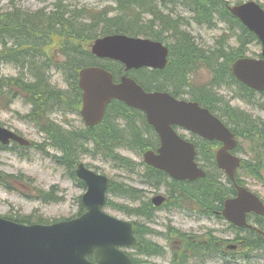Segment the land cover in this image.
<instances>
[{
  "label": "water",
  "instance_id": "obj_1",
  "mask_svg": "<svg viewBox=\"0 0 264 264\" xmlns=\"http://www.w3.org/2000/svg\"><path fill=\"white\" fill-rule=\"evenodd\" d=\"M244 25L255 32L264 46V10L256 2H248L230 9ZM93 54L110 58L126 65L127 69H164L168 63L169 50L162 43L143 38L114 35L99 39L92 47ZM264 56V49H263ZM233 74L246 85L264 91V58L261 61L242 59L233 65ZM81 87L85 90L83 115L88 125H95L104 116L106 106L117 98L129 106L147 113L150 124L161 133L164 145L161 155L149 152L147 162L170 173L179 180L196 179L204 174L194 168L184 170L179 156L170 155L171 150L185 146L173 142L170 126L194 124V108L179 102L167 93H146L135 81L123 78L120 85L103 69L88 68L81 72ZM195 107V106H194ZM192 113H188L189 109ZM199 132L203 135L205 130ZM1 130L0 134H6ZM224 138L227 133L219 129L214 136ZM13 137V136H12ZM223 155L219 156L223 165ZM193 161V155L191 156ZM96 187H90L84 202L89 212L72 223L54 227H24L0 219V264H93L87 256L96 253L99 264H133L131 259L119 251V246L136 245L135 227L131 223L116 220L101 212L104 190L108 183L86 172ZM227 208L235 215L237 224L243 225L248 211L261 212L259 200L240 189L239 198L229 201ZM231 218V215H227Z\"/></svg>",
  "mask_w": 264,
  "mask_h": 264
},
{
  "label": "trees",
  "instance_id": "obj_2",
  "mask_svg": "<svg viewBox=\"0 0 264 264\" xmlns=\"http://www.w3.org/2000/svg\"><path fill=\"white\" fill-rule=\"evenodd\" d=\"M117 3L116 13L114 16H111L115 10L109 9L108 11H95L92 12L90 10H79L74 13H70L66 15L64 12H60L59 10L48 17V21L41 23L37 22L36 25L34 19L27 18L25 14L22 13L21 10L9 12L5 14V17L0 20V40H15L16 45L1 53L3 58L8 59L11 58L13 52L17 54L18 51L15 49H27L29 48L30 52L35 53V55L40 56V50L42 44L39 46L36 38L42 37L40 40H46L47 49L54 47L60 44L59 53L63 58V63H60V68L63 67L68 70H73L74 73H78V71L85 67L88 64H91L92 59L95 60V57L90 53V44L97 38L99 35H108L113 33H124L130 36L136 37H149L155 40H164L165 37L170 38H179L181 40H171L173 45L171 46L172 53V72L171 70L168 73H172V79L169 78V74L162 72H154V75H160L159 78H166L167 84L165 82H161L159 86H181L185 82L186 70L192 69L195 64L201 59L206 62L207 66H202L208 68L209 66L214 67V63L217 62V59H221L218 57L219 46L213 49V51L208 52L201 49L191 38V35L188 31L184 30L182 27V20L177 18H172L171 15H166L161 9L160 5L155 2V0H115ZM180 1L184 8L193 13L194 19L199 24H207L212 25L216 16H218L219 21L230 24V27L235 30V27H240L244 30L246 34V40H257V37L252 33L248 32L244 29L238 20L234 18L229 11L227 10L228 3L226 0H164V2H168L166 4L173 5L171 11H175L177 7V3ZM60 14L62 15L60 17ZM73 14L71 17H69ZM143 15H147L150 17L149 20L144 21ZM33 39V40H30ZM238 40H244L240 35L238 36ZM33 42L30 46L26 43ZM244 45V44H243ZM242 48V46H241ZM238 57L243 56L242 50L239 49L234 51ZM20 59L23 61H28L27 56L24 55V50L19 52ZM184 54V56H183ZM223 54H228V52H223ZM232 54V53H229ZM231 56V55H230ZM224 55L223 60L226 59ZM30 60V59H29ZM49 62L52 60L50 58L47 59ZM96 61V60H95ZM52 63V62H51ZM98 63V62H97ZM96 63V64H97ZM199 63V62H198ZM184 64H187L184 67ZM191 66L189 67V65ZM32 66H35L34 61ZM37 66V65H36ZM170 66V65H169ZM224 69L219 70V78L220 72L224 76L225 71L227 70L226 64L222 66ZM217 68V67H216ZM230 69V68H229ZM161 73V74H160ZM78 75V74H77ZM77 75L73 74L71 78H69L68 82L71 88L74 90L71 93L64 91H57L55 88L46 84V87L42 86L44 90L42 94L35 93V88H38L40 85L37 82V86H32V90H34L35 96L40 97L41 100L39 103H36L34 114L38 116L40 120L41 127L46 131L48 135V141L52 147L55 149H59L63 153V159L66 161V165L70 168L75 166L74 159L77 148L76 145H72V142H78L79 140H83L84 138L87 140L85 142V146L87 144H91L92 142L100 147L106 146V142L104 140L105 136H110L112 140H106L107 142L112 143V148L114 146H127V148H137L140 146L143 150L148 146L149 140H142L143 133L141 132L143 127H141V120L143 121V116L134 110L128 109L124 105L120 103H114L108 112V116L106 118L105 123L98 128L97 131L89 134H78L75 140L71 139V134L60 133L52 122H50V108L54 109L57 105H61L58 109L64 110H74L77 111L80 105V92L77 87ZM169 78V80H168ZM226 77L224 76V78ZM227 80V79H226ZM17 85L20 82L19 80L15 81ZM152 84V85H153ZM21 86V85H20ZM23 87V86H22ZM71 89V90H72ZM163 89V87H162ZM56 93V98L52 97L54 93ZM33 102V100H31ZM47 101V104H45ZM51 104V102H53ZM57 101V102H56ZM47 110L46 118H42V112ZM131 115H136L138 117H142L141 120H134ZM114 121H123L127 127H134L135 131L131 137H126L121 134V131L118 129V124L115 125ZM144 122V121H143ZM104 128V130H103ZM103 130V134L101 133L99 136L95 134L99 133ZM118 130V133L115 132ZM139 138L142 140V143L136 142V139ZM79 145V144H78ZM77 145V146H78ZM139 148V147H138ZM75 149V151L73 150ZM81 149V147L79 148ZM87 151V150H86ZM71 153L73 155H71ZM113 156V155H112ZM74 157V158H73ZM114 157V156H113ZM117 161L120 163L130 164L128 160L124 158H120L119 156L115 157ZM155 180L157 177L155 176ZM162 178H159L161 180ZM3 182L2 177L0 176V184ZM181 196L184 195L185 189L184 185H179ZM199 191L207 192L211 190L208 187H204V184H199L197 187ZM112 190H117L124 194L127 190L125 187L121 186H113ZM209 194V193H208ZM205 195V194H204ZM202 194H197L198 202L202 204L203 201ZM138 200V199H137ZM136 201V200H135ZM202 201V202H201ZM149 207V205H147ZM125 213L129 215L138 216L140 208H131L123 210ZM22 223H26L25 221H19ZM140 226L137 225V235L140 234ZM148 230L144 229L143 233H146ZM243 239V238H241ZM248 243H251V246H258L264 244V241L258 235L251 237H245ZM145 244V242H144ZM146 251L152 254H157L158 252L163 253L162 249H160L155 244L145 245ZM202 246H197L196 244L189 242L188 243V251H201ZM178 264H188L187 260L184 258L176 259Z\"/></svg>",
  "mask_w": 264,
  "mask_h": 264
},
{
  "label": "rangeland",
  "instance_id": "obj_3",
  "mask_svg": "<svg viewBox=\"0 0 264 264\" xmlns=\"http://www.w3.org/2000/svg\"><path fill=\"white\" fill-rule=\"evenodd\" d=\"M231 3L235 4L238 2H247L251 0H229ZM259 2L261 5L264 6V0H254ZM16 3L18 9L22 11H28L32 14V17H35L36 14L33 13V11H38L42 8H45L46 6H53L54 9H56L58 6H62L65 11H67V3H72L73 5L82 7V8H96L99 9L106 4H108V0H0V10L8 11L10 3ZM112 7L115 10L113 13H111L112 16L115 15L116 7L117 5L112 1ZM183 7H179L178 14L181 15V9ZM112 9V10H113ZM15 10V9H14ZM16 11V10H15ZM182 16V15H181ZM144 21H147L150 19V17L145 16ZM189 26L184 27L183 29H188ZM227 31V28L224 27V25H220L219 27L215 29H208L206 27H200L198 25H191V32L192 34L199 40V42L205 46L211 47L216 39H218L221 35H223ZM42 37L36 38L34 40H37L39 46L43 43H45V40H40ZM33 40V39H30ZM4 41L8 42V44H12L10 47L14 45L15 40H0L2 49ZM171 42V41H170ZM33 42L26 43L30 46ZM47 46V44L45 45ZM250 56H255L256 54H260L262 51L261 45L256 43L254 46L250 47ZM2 52V50L0 51ZM5 52V51H4ZM21 55V54H20ZM24 55L27 56L28 61L27 63V69L24 71L22 68H25V66H22V68L16 67V64L9 63L8 61L3 60V56H0V80H7L13 76H17L19 73L24 72V75H21L27 82H32L36 75L37 81H39V84H48L51 83L53 86H55L57 89H60L58 86H63V77L59 74H57L56 71L61 70L67 77L71 78L74 74L73 70H68L65 68L64 64L63 67L60 69L57 66L49 65L47 66L45 63L47 59H44L42 57H38L35 55V53L30 52L29 48L24 50ZM22 56V55H21ZM184 56V54H183ZM30 59V60H29ZM34 61L35 66H32ZM62 62H56L55 64H60ZM37 65V67H36ZM187 64H184V67H186ZM189 65V64H188ZM187 68V67H186ZM30 70L32 71L30 73ZM22 74V73H21ZM148 75V73H141L139 76H137L138 79L140 77L142 79L145 78V76ZM172 73L169 74V78L172 79ZM210 75L207 72H200L198 75H195L194 79L199 84H207L210 79ZM44 79V83L40 82L41 79ZM168 78V80H169ZM164 81H167L166 78H163ZM35 81V80H34ZM145 83L150 82V77H146L144 79ZM4 83V82H3ZM6 84V83H4ZM9 86L12 85V83L9 82ZM58 85V86H57ZM154 85V84H153ZM70 87H65L61 90L68 91ZM13 106L12 110L8 107V109H4L2 100L0 98V124L7 128H12L20 133H22L25 137H27L30 140H34L38 143H43L44 138L37 134L33 127L25 125L20 121V116H27L30 113L31 106L26 102V100L23 97L20 98H13L12 99ZM238 106H242L241 102L236 103ZM64 112H58L55 111L50 115V119L60 122L63 125V130L65 132H68V126L71 124L74 128L84 129V123L80 115L75 114H68ZM257 116H260L262 119H264V113L258 112ZM114 124H118V129L121 131V134L123 136L131 137L133 135V132L135 131L134 127L130 125V127H127L125 125V122L123 121H114ZM116 133H118V130H115ZM143 132V138L144 139H152V135L150 132H146L142 130ZM96 136H99L100 133L95 134ZM83 140H79L77 143L78 146H75L77 149L81 147L80 153L75 156L76 159H74V163L80 162L83 160L86 164H92L95 166H98L99 170L111 178L117 180L120 179L121 174L129 176L127 173H130L136 169V166H129L126 163H118L113 158L108 157V155H105L104 153H100L99 151L96 153H93L96 150L95 143L92 142L91 144H87L85 146V140L84 138H81ZM112 140L110 136H105L104 140ZM106 142L107 147V153L110 154V150H112V143ZM136 142L142 143V140L137 138ZM125 148H114V153L116 155H119L121 157H125L132 161V164L134 161L132 160V157H127V155L130 154L132 156H137L140 153V146H137V148H130L127 149V146H124ZM139 147V148H138ZM50 150H53L55 152H58L63 156L62 151L59 149H54L51 147H47ZM87 150V151H86ZM52 151V152H53ZM90 151V153H89ZM23 152L24 155H27L26 157L19 156V154H9V153H2L0 152V171L15 175V173H22L25 174L28 177H31L32 180L38 185L39 188L44 190H49L50 188H55L58 190L60 188L63 190L65 196H61L60 202H54V203H39L36 202L31 198H25V195H22L20 191H5L0 189V216H14L16 213L22 215V216H29L33 212L35 216L32 218L34 219H59V218H67L75 215L78 212V200L80 196L82 195V192L80 189H77L69 180L66 179V174L64 173L63 169L60 167H57L54 165L50 160L43 158L42 155L37 153V150L35 149H27ZM99 160V161H98ZM102 160L112 161L116 164V167L118 170L113 169L108 163L102 162ZM135 164V163H134ZM131 165V164H130ZM136 165V164H135ZM117 178V179H116ZM127 178V177H126ZM118 181V180H117ZM128 183L136 186L137 188H141L140 185L137 183H131L127 181ZM58 186V187H54ZM254 189L257 190L263 197H264V185H253ZM152 191L149 193V197H152ZM36 210H39V212H35ZM107 212L117 218L133 221V218L127 217L118 211H112L110 209L107 210ZM147 214V213H146ZM144 215V217L148 220H152L153 217ZM183 213H175L173 215L169 214L166 216L165 212L159 213V225L156 226L155 230L157 232L165 233V224H171L174 228L181 230L182 232H189L192 233L195 237L199 239H203L204 233L206 231V237L207 239H210V236L208 233L212 231L215 234L213 235V238H224L225 236L219 235V227L218 224H213L210 222H196L193 219H190L189 217L182 215ZM135 220V219H134ZM146 236V235H145ZM144 236V239L153 243H157L163 250L164 254L167 252V260L163 261L161 259H154V262L156 264H172V256H174V253L176 250L179 249V245L175 239H173V248L171 249L172 243L169 244L168 241L165 239L166 237L152 233L148 237ZM215 236V237H214ZM218 236V237H217ZM218 239H215V243ZM195 242V241H194ZM198 244V243H196ZM166 248H164V247ZM205 247V246H203ZM131 253H135V251L130 250ZM262 252V251H260ZM147 253V252H146ZM259 254H251V260L250 262H246L245 260H235L232 261L233 263L230 264H262L260 262L254 261V256H257ZM264 255V253H262ZM146 256V255H145ZM147 258H153L156 256H146ZM194 259H198L201 257H194ZM190 258L186 259L188 264H192V261L189 260ZM207 264H225L222 261L220 262H210Z\"/></svg>",
  "mask_w": 264,
  "mask_h": 264
},
{
  "label": "flooded vegetation",
  "instance_id": "obj_4",
  "mask_svg": "<svg viewBox=\"0 0 264 264\" xmlns=\"http://www.w3.org/2000/svg\"><path fill=\"white\" fill-rule=\"evenodd\" d=\"M190 66L191 64L189 65V67ZM197 66L198 64L196 63L194 66L195 69L186 70L185 82L181 86L170 85L171 89H173L171 90V92L188 95L187 98L190 99V101L201 103L202 105H200L203 108L209 109L211 113H213L218 119H220L222 123L226 125L235 135V139L238 142L237 147L230 151L231 155L241 158V166L238 171L241 172V170L254 169V167L249 164V151L243 148V140H245L244 138L249 137L250 134L264 135V124L262 122V118L260 116H257L258 112L264 113V102L253 98L252 96L248 95L249 93H242L243 90H241V87L239 85H230L228 80L219 78V61H217V68L209 70V72L215 79L214 85H204L199 88L191 86L188 80L189 77L196 70H198L196 68ZM160 81L164 82V79H161ZM218 81L219 84H217ZM35 93L42 94V91H35ZM239 94H245L244 99H242L241 101V108L236 107L234 105L236 101L231 100L237 97ZM175 130L185 141L194 146L196 151L195 160L197 165L204 172L210 173V180L212 182H217V178L214 176V173L219 174L220 170L217 163V158L219 151L224 148L225 144L222 141H219V139L203 138L200 135L192 132L191 130H184L178 127H175ZM72 145L77 146L78 143L72 142ZM150 147H152V145ZM159 147L160 143L158 145V148ZM73 150L75 151V149ZM80 151L81 150L78 148L76 150V154L73 155L71 153V155L77 156ZM154 178L155 175H153L152 173H147L142 177V182L145 185H152L156 181ZM200 193L203 195L201 199L208 203V205H215L217 201V207H219V197L226 194V189H219L218 191L209 190V194L207 192L198 191L195 193V195ZM224 205L225 200L220 206V212L219 208L214 210L213 212L217 215L220 214L219 230L222 232V234H228L232 236V238H228L227 241L223 240L221 243L229 244V247L237 252L241 248L250 251L254 248L264 249V245L252 247L251 243L249 244L246 239H241L242 236L239 237V235H242L243 233H251L264 236V232L260 230L264 229V216L250 214L247 219V226H244V228H238L237 226L225 220L223 216V211L225 208ZM149 208L152 209L151 206H149ZM233 232H235V234H233ZM149 233L151 232L148 230L146 233H143V235L145 236ZM146 236L148 237L149 235Z\"/></svg>",
  "mask_w": 264,
  "mask_h": 264
},
{
  "label": "bare ground",
  "instance_id": "obj_5",
  "mask_svg": "<svg viewBox=\"0 0 264 264\" xmlns=\"http://www.w3.org/2000/svg\"><path fill=\"white\" fill-rule=\"evenodd\" d=\"M114 1V3L117 5V3H116V1L115 0H113ZM155 2H157V4L158 5H160V7H161V9L163 10V12L166 14V15H171L172 16V18H177V19H179V20H182V22H183V24H182V27L184 28V27H187V26H189V23H188V21H186L185 19H184V17L183 16H181V15H179L178 14V9H179V7H184V5H182V3L180 2V1H178V3H177V7H176V9H175V11H171V8L173 7V5H171V4H169V5H167L166 6V4L168 3V2H164V0H155ZM9 11L10 12H13L14 11V9L17 11V10H20V9H18V7H17V4L16 3H13V2H11L10 3V5H9ZM117 8V7H116ZM110 9H113V7H111ZM60 11V12H64V13H66L67 14V11H65L64 9H63V7L62 6H58L56 9H55V11L57 12V11ZM81 10H88V8H82ZM114 10V9H113ZM22 11V10H21ZM9 13V12H8ZM22 13L23 14H25V16L27 17V18H32V14L30 13V12H28V11H22ZM6 14V13H5ZM73 14H71L69 17H71ZM112 16V15H111ZM145 16H147V15H143V19L145 18ZM37 17V16H36ZM185 30V29H184ZM192 38V37H191ZM173 39H176V40H181V39H179V38H170V37H165V39L164 40H168V42L170 43V45L172 46L173 45V43H171L170 41L171 40H173ZM193 39V38H192ZM46 41V40H45ZM12 45V44H11ZM10 44H8V42H6V41H4V43H3V46H2V52H0V56H2L1 55V53H3L4 51H6V50H8V49H11V48H13L15 45H16V43H14V45L12 46V47H10L11 46ZM45 45H46V43H43L42 44V47H41V50H40V56H38V57H42L43 58V60L44 59H46L43 55H42V51L46 48L45 47ZM222 51V53H220L219 52V55H218V57L219 58H221V59H217V61H219V70L221 71L222 69H224L222 66H223V64H226V68H227V70L225 71V73H224V76L226 77V79L228 80V82L230 83V85H234V84H236V85H238L232 78H231V76L229 75V68L231 67V65H232V63L236 60V58L238 57L237 56V54H235L234 52H232V51H230L229 53H232V54H223V52H226L227 50H228V47L226 46V44L225 43H222V44H220L219 45V51ZM224 55H226V56H229V57H226V59H227V61L224 59L223 60V56ZM231 55V56H230ZM171 58H172V53H171V56H170V59H169V64H168V67H167V69L165 70V72H163L162 74H165V73H167V74H170L173 70H172V62H171ZM3 60H5V61H8L9 63H12V64H16V67H18V68H22V66H25V68H22V70L24 71L25 69H27L26 67V65H27V63H25L26 62V60L25 61H23V59H19V61L17 62V60H15L14 58H8V59H5V58H3ZM46 62H48V63H45L47 66H49V65H54V66H57L59 69H60V64H55L56 62H54V63H51V62H49L48 60H46ZM199 62V63H198ZM197 62V64H198V66L196 67L197 69H199V68H201L202 66H207V64H206V62L205 61H203L202 59L200 60V61H198ZM96 63H97V61H95L94 59H92V61H91V64H88V65H86L85 67H82L81 69H84V68H88V67H91V66H95L96 65ZM201 63H204V64H201ZM170 65V66H169ZM37 67V66H36ZM217 67V62L216 63H214V67L213 68H216ZM38 68V67H37ZM212 68V66H209L208 67V70H211V69H213ZM80 69V70H81ZM193 69H195V67H193L191 70H193ZM79 70V71H80ZM171 70V72L170 73H168L169 71ZM79 71H78V73H79ZM32 72V71H31ZM30 72V73H31ZM22 73V74H21ZM21 73H19L17 76H13V77H11V78H9V79H5V80H0V88H4L5 86H9L8 84H9V82L10 83H12V85L11 86H19V88L21 89V94H20V96H17V95H15L12 91H10V90H8V91H6V93H7V95L9 96V97H11V99H13V98H20V97H23L25 100H26V102L31 106V109H30V113L27 115V116H20V114H19V117L20 118H26V117H28L29 119H30V122H32V123H37L39 126H41V124H40V120L38 119V116L36 115V114H34V111H35V107H36V103H38L37 101H39L40 102V100H41V98L40 97H38L37 98V96H35V93H34V90L35 91H43L44 90V88L46 87V84H44V85H42V84H40L39 86H38V88H35L34 90H32V86H37V82H39V81H37V77H39L38 75H36V77L34 78V80L32 81V82H27V81H25V79L23 78V77H21V75H24L23 73L24 72H21ZM78 73H74V74H78ZM161 74V73H160ZM224 76L222 75V73L220 72V77L221 78H224ZM160 77V75L158 74V75H154V76H151L150 77V82L148 83L149 85H152L153 83L154 84H159V83H161V82H163V81H160L161 79H163V78H159ZM16 80H19L20 82L18 83L19 85H17L16 84ZM6 83V84H4V83ZM40 82H42V83H44L45 81H44V79L42 78L41 80H40ZM166 84H167V81H164ZM21 85V86H20ZM49 85L51 86V87H53V88H55L57 91L59 90V91H63V90H61V89H57L55 86H53L51 83H49ZM23 86V87H22ZM42 86H44V88H42ZM161 87H163L164 89H166V90H168V91H170L171 92V90H173V89H171V88H169V86H161ZM71 88V86H70V88H69V90L68 91H64V92H69V93H71L72 91L74 92V90ZM241 90H243L242 89V87H241ZM54 93V92H53ZM242 93H248V92H246V91H242ZM52 97H55L56 98V93H54L53 94V96ZM31 100H33V102L31 101ZM57 102V101H56ZM54 103V101L53 102H51V104H53ZM45 104H47V101H45ZM38 106H39V103H38ZM61 107V105H57L54 109H52V108H50L51 110H50V113H48V114H52L53 112H55V111H58V112H64V113H68V114H75V111L74 110H64V109H58V110H56V108H60ZM46 114H47V110H45V111H43L42 112V118L44 117V118H46ZM67 114V115H68ZM132 116V118H134V120H141V118L140 117H138V116H136V115H131ZM51 120V119H50ZM50 122H52L54 125H56V127H57V129H58V131L60 132V133H66V134H71V133H68V132H65L64 130H63V125L60 123V122H57V121H54V120H51ZM143 126H145L144 125V123H143V121L141 120V127H143ZM103 130H104V128H103ZM103 130H101L99 133L101 134H103ZM142 130H144V131H146L147 133L148 132H150L147 128H145L144 129V127H143V129ZM45 131V130H44ZM142 132V131H141ZM143 133V132H142ZM45 135H46V147H51V148H54V147H52L51 145H50V143H49V141H48V135H47V133H46V131H45ZM142 140H144V138H143V135H142V138H141ZM146 140H149V139H146ZM150 142H149V144H148V146L143 150L142 148L140 149V153L139 154H142L143 153V151H146L147 149H148V147H150L151 145H153V140L152 139H150L149 140ZM114 148H116V149H119V148H125L124 146H122V145H119V146H115ZM114 148L112 149V150H110L109 152H110V154L109 153H107L108 151H107V147L106 146H104V148L103 147H100V145H97L96 144V150L94 151V152H92V154L93 153H96V152H100V153H104L105 155H108V157H110V158H113L115 161H117V159H115V157H117V156H119V155H116L115 153H114ZM55 149V148H54ZM127 149H130V148H127ZM58 150V149H57ZM89 153H90V151H89ZM114 157H113V156ZM64 157V156H63ZM120 158H124V159H126V160H128V162L131 164H128L129 166H136L134 163L132 164V161L131 160H129V159H127V158H125L124 156L123 157H121V156H119ZM118 163H120V161H117ZM79 162H76V163H74L75 165L76 164H78ZM154 175V174H153ZM156 176V175H155ZM152 182H154V181H152ZM152 182H150V183H152ZM147 213V214H146ZM146 215L147 216H150V217H153V215H154V210H152V209H150L149 207H147L146 206ZM222 232L219 230V234H221ZM150 234H152V233H149V234H146V235H150ZM215 234V232L213 233L212 231H210V233H208V235L210 236V239H207V244L208 245H214L215 244V239H217L215 236V238H213V235ZM251 235L252 236H254V234H251V233H243L242 234V238H245V237H251ZM256 235V234H255ZM144 242H145V245H148V244H150V243H152V244H155V245H157L160 249H162L157 243H153V242H150V241H147V240H145L144 239ZM190 242H192V243H194V244H196V242H194V241H190ZM197 246H202V245H200V244H196ZM261 245H264V244H261ZM254 246V245H253ZM252 246V247H253ZM258 246H260V245H258ZM202 249L203 250H201V251H197V252H195V251H189L190 252V254L192 255V256H198V257H207L208 255L210 256V254L211 253H209V250H208V248L205 246V247H203L202 246ZM255 252H260V251H262V252H264V249H257V248H254L253 249ZM145 251H146V249H145ZM162 252L163 253H160V252H158L157 254H152V253H146L145 252V255L146 256H160V255H162V254H164V250L162 249Z\"/></svg>",
  "mask_w": 264,
  "mask_h": 264
}]
</instances>
